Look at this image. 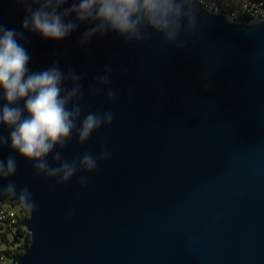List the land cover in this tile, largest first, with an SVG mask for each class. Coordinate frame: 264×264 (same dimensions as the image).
<instances>
[{"label":"water","instance_id":"95a60500","mask_svg":"<svg viewBox=\"0 0 264 264\" xmlns=\"http://www.w3.org/2000/svg\"><path fill=\"white\" fill-rule=\"evenodd\" d=\"M4 200L15 264H264V17L0 0Z\"/></svg>","mask_w":264,"mask_h":264},{"label":"built area","instance_id":"2783aa9c","mask_svg":"<svg viewBox=\"0 0 264 264\" xmlns=\"http://www.w3.org/2000/svg\"><path fill=\"white\" fill-rule=\"evenodd\" d=\"M212 10H223L231 19H259L264 17V0H195ZM28 212L23 205L13 202L8 208H0V264L2 256L14 253L16 246L24 247L26 239H30L29 231L23 225ZM13 231V242L3 240V232ZM22 248V251H23Z\"/></svg>","mask_w":264,"mask_h":264},{"label":"bare ground","instance_id":"6f19581e","mask_svg":"<svg viewBox=\"0 0 264 264\" xmlns=\"http://www.w3.org/2000/svg\"><path fill=\"white\" fill-rule=\"evenodd\" d=\"M6 201H8V200H4V201H0V203H3V202H6ZM10 202V201H9ZM0 208H5L4 207V205L3 204H0ZM6 233L8 232H10V233H12V235H13V231H5ZM5 232H3V233H5ZM8 233H7V235H8ZM4 241H6V242H13V240H10V239H8V238H6V239H3ZM21 246H16L15 248H14V253H9V256L8 257H6V256H2V262H1V264H11V262L13 263L14 261H16V256H15V254L16 253H18V252H20L22 249L20 248Z\"/></svg>","mask_w":264,"mask_h":264},{"label":"trees","instance_id":"16d2710c","mask_svg":"<svg viewBox=\"0 0 264 264\" xmlns=\"http://www.w3.org/2000/svg\"><path fill=\"white\" fill-rule=\"evenodd\" d=\"M7 202H9V201L3 202V203H7ZM3 203H0V204H3ZM11 203H13V202H11ZM23 209H25V208L23 207ZM25 218H27V216H25L21 220H24ZM5 233L3 234V239H6L7 238V236H5ZM6 235H7V233H6ZM28 242H29V239H26V242L24 243V247L28 244ZM20 248L22 249L23 247H20ZM20 253H22V250L20 252H18V253L15 254V256H16L15 258H17ZM11 264H15V261L13 263L11 262Z\"/></svg>","mask_w":264,"mask_h":264},{"label":"rangeland","instance_id":"374dc122","mask_svg":"<svg viewBox=\"0 0 264 264\" xmlns=\"http://www.w3.org/2000/svg\"><path fill=\"white\" fill-rule=\"evenodd\" d=\"M10 204H11V202L3 203L4 207H5V208H8V209H9ZM7 233H8V232H7ZM5 236H7L8 239L13 240V235H12V233L9 232L8 235H6V233H5Z\"/></svg>","mask_w":264,"mask_h":264},{"label":"crops","instance_id":"0c3cea01","mask_svg":"<svg viewBox=\"0 0 264 264\" xmlns=\"http://www.w3.org/2000/svg\"><path fill=\"white\" fill-rule=\"evenodd\" d=\"M4 234V233H3Z\"/></svg>","mask_w":264,"mask_h":264}]
</instances>
